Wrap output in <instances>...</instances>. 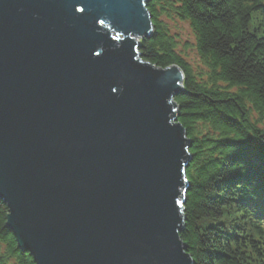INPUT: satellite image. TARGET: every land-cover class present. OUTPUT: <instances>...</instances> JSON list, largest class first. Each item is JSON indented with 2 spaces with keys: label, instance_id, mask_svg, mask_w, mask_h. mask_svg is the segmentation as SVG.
Here are the masks:
<instances>
[{
  "label": "water",
  "instance_id": "1",
  "mask_svg": "<svg viewBox=\"0 0 264 264\" xmlns=\"http://www.w3.org/2000/svg\"><path fill=\"white\" fill-rule=\"evenodd\" d=\"M151 0H0V200L36 264H195L178 65Z\"/></svg>",
  "mask_w": 264,
  "mask_h": 264
},
{
  "label": "trees",
  "instance_id": "2",
  "mask_svg": "<svg viewBox=\"0 0 264 264\" xmlns=\"http://www.w3.org/2000/svg\"><path fill=\"white\" fill-rule=\"evenodd\" d=\"M154 24L140 54L178 65L174 97L191 141L181 232L195 264H264V0H151ZM188 21L207 67L194 71L162 19ZM0 200V264H36L6 226Z\"/></svg>",
  "mask_w": 264,
  "mask_h": 264
},
{
  "label": "rangeland",
  "instance_id": "3",
  "mask_svg": "<svg viewBox=\"0 0 264 264\" xmlns=\"http://www.w3.org/2000/svg\"><path fill=\"white\" fill-rule=\"evenodd\" d=\"M162 19L170 33L175 36L182 57L190 63L195 72L205 74L208 69L196 51L195 36L189 22L176 17L163 16Z\"/></svg>",
  "mask_w": 264,
  "mask_h": 264
}]
</instances>
